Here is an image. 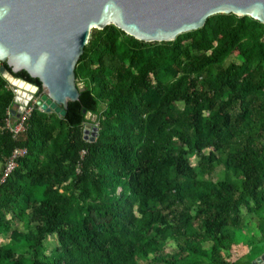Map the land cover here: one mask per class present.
Here are the masks:
<instances>
[{"label": "trees", "instance_id": "trees-1", "mask_svg": "<svg viewBox=\"0 0 264 264\" xmlns=\"http://www.w3.org/2000/svg\"><path fill=\"white\" fill-rule=\"evenodd\" d=\"M75 72L80 103L65 116L36 106L16 135L0 75V175L28 149L0 183V264H227L224 251L251 241L243 206L264 225V25L219 14L161 43L95 29ZM263 252L264 235L250 264Z\"/></svg>", "mask_w": 264, "mask_h": 264}, {"label": "water", "instance_id": "water-1", "mask_svg": "<svg viewBox=\"0 0 264 264\" xmlns=\"http://www.w3.org/2000/svg\"><path fill=\"white\" fill-rule=\"evenodd\" d=\"M219 14L264 25V0H0V62L40 80V109L65 116L69 103H80L75 71L93 30L113 25L139 41L172 42ZM0 75L17 89L21 113L39 88L3 66Z\"/></svg>", "mask_w": 264, "mask_h": 264}, {"label": "rangeland", "instance_id": "rangeland-1", "mask_svg": "<svg viewBox=\"0 0 264 264\" xmlns=\"http://www.w3.org/2000/svg\"><path fill=\"white\" fill-rule=\"evenodd\" d=\"M231 60L232 61H237L238 60V57L236 56V53H233V56H232ZM77 86H78L79 90L81 91V90H84L86 88V83H85L84 80H80V81L77 82ZM10 87H12V86H10ZM10 87L8 85H6V89L9 90ZM34 98L41 99V96L35 95ZM52 113L61 116L60 114H57L55 112H50V113H47V114H52ZM88 117H89V119H92L93 121L96 122V116L89 115ZM197 161H198V158L193 156L192 157V163L196 164ZM222 166L226 167V161H223V165L217 166V170H219ZM119 190L122 191L121 188H119ZM242 215H243V219H244V226H243L244 229H239V232L246 233L248 236H250V240L251 241H247V242H244V243L242 242L239 245H232L226 251H224L223 252V256H224L225 261H226L227 264H250V260L247 257L249 246L251 244H253V243H256L264 235V225H258L255 222L256 220L254 219V216H252L250 214V211L248 210L247 205L243 206ZM197 227H198V223L195 224V226L193 227V229H191V231L193 233H195ZM8 234H9V232H7V229L5 227H2L0 229V243L3 242L4 240H6ZM55 239H56L55 237H52L49 240V246L50 247H52L55 244V242H56ZM208 245L209 244H207V246ZM174 249H176V246H175L174 243L169 244V246L167 247V251H172ZM263 254H264V252L262 253V255ZM260 257H261V255H260ZM260 257H258V258H260ZM255 259H253L251 264H253ZM262 264H264V260H263Z\"/></svg>", "mask_w": 264, "mask_h": 264}, {"label": "built area", "instance_id": "built-area-1", "mask_svg": "<svg viewBox=\"0 0 264 264\" xmlns=\"http://www.w3.org/2000/svg\"><path fill=\"white\" fill-rule=\"evenodd\" d=\"M12 93L15 95L17 92V89L15 87H11ZM35 97V96H34ZM38 99L39 98H33L27 106L24 107V110H22L21 113H17L18 121L15 124H11L9 120L6 121V128L13 133L14 135L23 132L27 128V122L33 113L36 106L38 105ZM89 118V117H88ZM98 132V123L95 122L94 126H88L85 130V137L87 140L94 141V138L96 137ZM28 154L27 148H15L8 160L6 161L5 166L3 167V170L0 175V183L5 181L11 174V172L15 169L17 166V162L19 159L25 157Z\"/></svg>", "mask_w": 264, "mask_h": 264}, {"label": "bare ground", "instance_id": "bare-ground-1", "mask_svg": "<svg viewBox=\"0 0 264 264\" xmlns=\"http://www.w3.org/2000/svg\"><path fill=\"white\" fill-rule=\"evenodd\" d=\"M262 262H263V260L261 257L258 258L256 261H254L255 264H258V263L262 264Z\"/></svg>", "mask_w": 264, "mask_h": 264}]
</instances>
